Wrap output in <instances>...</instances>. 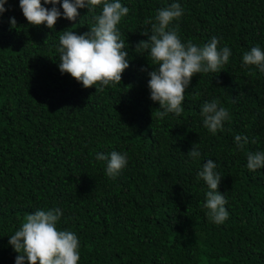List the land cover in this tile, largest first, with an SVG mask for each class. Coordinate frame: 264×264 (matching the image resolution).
Masks as SVG:
<instances>
[{
  "label": "trees",
  "instance_id": "1",
  "mask_svg": "<svg viewBox=\"0 0 264 264\" xmlns=\"http://www.w3.org/2000/svg\"><path fill=\"white\" fill-rule=\"evenodd\" d=\"M120 2L130 9L118 24L129 67L97 91L61 73L57 48L64 31H88L102 5L78 9L76 21L61 15L53 29L29 24L19 0L0 13V264H16L8 241L25 217L51 208L62 211L58 229L78 236V264H264V168H247L248 153L264 151V72L243 62L252 47L264 50V0ZM173 2L184 13L169 28L182 43L203 47L215 36L232 54L219 73L194 74L183 112L161 119L148 87L157 65L136 45ZM213 99L231 117L215 134L201 114ZM237 135L248 138L243 147ZM112 151L128 158L114 178L96 159ZM208 159L228 201L222 224L203 207L209 189L197 173Z\"/></svg>",
  "mask_w": 264,
  "mask_h": 264
},
{
  "label": "clouds",
  "instance_id": "2",
  "mask_svg": "<svg viewBox=\"0 0 264 264\" xmlns=\"http://www.w3.org/2000/svg\"><path fill=\"white\" fill-rule=\"evenodd\" d=\"M0 0V13L7 11L5 3ZM51 4L48 8L44 5ZM19 0V6L26 20L31 25H47L53 29L58 18L63 15L70 21H76L80 15L78 9L87 8L88 12H95L101 6L99 14L93 16L95 23L83 34L74 31H64L59 36L58 67L61 73H68L83 87L89 88L99 85L102 90L110 83H121L122 73L129 67V52L125 40L121 38L118 24L127 16L130 9L122 6L120 0ZM184 13L180 3L173 2L157 11L156 23L152 24L151 32L143 31L148 36L147 40L137 43V50L150 49V56L156 63L151 72L148 87L150 98L158 101L163 111L159 118H164L169 113L179 116L183 112L182 102L185 91L189 87L194 74L220 72L228 63L231 56L229 47L218 48L219 38L213 36L203 47L197 46L192 41L182 43L176 29H170L173 20H179ZM10 25H16L15 17L10 18ZM246 65H256L264 72V50L259 46L252 47L243 55ZM151 65V64H150ZM145 70V69H142ZM220 105L218 99L206 101L202 105L201 114L204 117V126L213 134L223 128V122L229 120V111ZM235 141L238 146L248 142L246 136L237 135ZM255 143V141H253ZM193 160L200 157L201 153L193 144L187 153ZM96 159L107 161L106 174L116 177L127 166V153L112 151L110 154L97 153ZM217 164L208 159L203 164L197 177L206 182L209 191L206 193V203L203 205L208 210L209 219L215 224L224 223L229 212L225 205L228 203L225 195L219 191L222 176L216 171ZM247 168L256 171L264 168V151L250 152L247 155ZM62 216L59 208L47 211L36 210L28 214L8 243L14 251L19 253L16 264H78L80 260V242L78 236L69 230H60L57 222Z\"/></svg>",
  "mask_w": 264,
  "mask_h": 264
}]
</instances>
